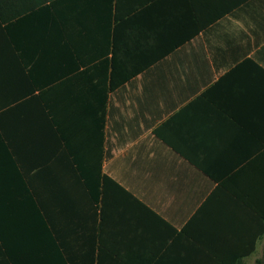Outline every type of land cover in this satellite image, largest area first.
<instances>
[{
	"label": "crops",
	"instance_id": "crops-1",
	"mask_svg": "<svg viewBox=\"0 0 264 264\" xmlns=\"http://www.w3.org/2000/svg\"><path fill=\"white\" fill-rule=\"evenodd\" d=\"M0 264H264V0H0Z\"/></svg>",
	"mask_w": 264,
	"mask_h": 264
}]
</instances>
